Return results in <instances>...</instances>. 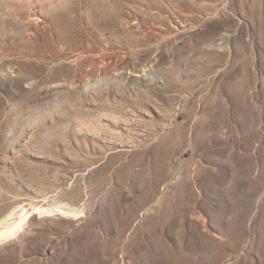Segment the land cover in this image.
Listing matches in <instances>:
<instances>
[{
  "label": "rangeland",
  "instance_id": "1",
  "mask_svg": "<svg viewBox=\"0 0 264 264\" xmlns=\"http://www.w3.org/2000/svg\"><path fill=\"white\" fill-rule=\"evenodd\" d=\"M0 264H264V0H0Z\"/></svg>",
  "mask_w": 264,
  "mask_h": 264
},
{
  "label": "bare ground",
  "instance_id": "2",
  "mask_svg": "<svg viewBox=\"0 0 264 264\" xmlns=\"http://www.w3.org/2000/svg\"><path fill=\"white\" fill-rule=\"evenodd\" d=\"M21 220L11 223L8 225L5 229L0 230V240L7 238L8 236L14 234L16 230L20 227H22L23 222L26 219V216H21Z\"/></svg>",
  "mask_w": 264,
  "mask_h": 264
}]
</instances>
